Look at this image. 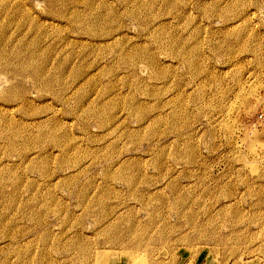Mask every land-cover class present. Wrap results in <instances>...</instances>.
I'll return each instance as SVG.
<instances>
[{"label": "rangeland", "instance_id": "1", "mask_svg": "<svg viewBox=\"0 0 264 264\" xmlns=\"http://www.w3.org/2000/svg\"><path fill=\"white\" fill-rule=\"evenodd\" d=\"M227 1L0 0V264H264V0Z\"/></svg>", "mask_w": 264, "mask_h": 264}, {"label": "bare ground", "instance_id": "2", "mask_svg": "<svg viewBox=\"0 0 264 264\" xmlns=\"http://www.w3.org/2000/svg\"><path fill=\"white\" fill-rule=\"evenodd\" d=\"M228 1H229V0H228ZM228 1H227V2H228ZM213 2H215V1H213ZM212 4H213V3H212ZM214 4H215V3H214ZM208 6L210 7L211 5H208ZM213 7H214V5H213ZM215 7H216V5H215ZM229 7H231V6H229ZM207 8H208V7H207ZM211 9H212V8H211ZM227 9H228V8H227ZM212 11H214V9H213ZM231 11H232V10H231ZM227 12H229V11L227 10ZM132 14L134 15V13H132ZM224 14H225V13H224ZM97 16H98V15H97ZM93 20H95V19H93ZM104 20H105V19H104ZM98 21H99V20H98ZM96 22H97V21H96ZM99 22H100V21H99ZM94 23H95V22H94ZM89 25L91 26L92 24H89ZM96 25H98V24H96ZM90 26H89V27H90ZM93 26H94V25H93ZM95 28H97V27H95ZM153 32H154V31H153ZM156 32H157V31H156ZM157 33H158V32H157ZM154 34H155V33H154ZM154 34H153V35H154ZM155 36H156V35H155ZM152 61H153V60H152ZM150 62H151V60H150ZM2 168H3V167H2ZM12 181H13V180H12ZM14 181L18 183V181H16V180H14ZM15 182H14V183H15ZM6 183H7V181H6ZM9 183H11V182H9ZM11 184H12V183H11ZM15 184H16V183H15ZM2 185H3V184H2ZM12 186H13V185H12ZM15 186H16V185H15ZM0 196H1V195H0ZM3 197H4V196H3ZM6 200H7V196H6ZM2 201H5V199L3 200V198H2ZM7 205H8V204H6V207H5V208H7ZM10 205H12V204L10 203ZM10 205H9V206H10ZM3 209H4V208H3ZM9 209H10V207H9ZM9 209H6V210H9ZM7 213H8V212H7ZM7 217H8V215H7ZM0 221L2 222V220H0ZM1 222H0V223H1ZM2 223H3V224L6 223V220H5V222L3 221ZM3 224H2V226L4 227L6 224H5V225H3ZM0 225H1V224H0ZM2 226H1V227H2ZM13 228H14V227H13ZM13 228H11V229H13ZM15 238H17V237L15 236ZM15 238H13V239L15 240ZM17 240H18V238H17Z\"/></svg>", "mask_w": 264, "mask_h": 264}]
</instances>
